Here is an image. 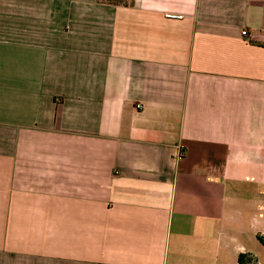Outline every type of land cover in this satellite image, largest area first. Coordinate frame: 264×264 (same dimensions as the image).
Masks as SVG:
<instances>
[{
  "label": "crops",
  "instance_id": "0c3cea01",
  "mask_svg": "<svg viewBox=\"0 0 264 264\" xmlns=\"http://www.w3.org/2000/svg\"><path fill=\"white\" fill-rule=\"evenodd\" d=\"M258 209L264 0H0V264H238Z\"/></svg>",
  "mask_w": 264,
  "mask_h": 264
},
{
  "label": "rangeland",
  "instance_id": "374dc122",
  "mask_svg": "<svg viewBox=\"0 0 264 264\" xmlns=\"http://www.w3.org/2000/svg\"><path fill=\"white\" fill-rule=\"evenodd\" d=\"M259 218H264L263 212L260 209L257 210ZM256 254L246 253L247 258L245 259V264H264V233L256 232Z\"/></svg>",
  "mask_w": 264,
  "mask_h": 264
},
{
  "label": "trees",
  "instance_id": "16d2710c",
  "mask_svg": "<svg viewBox=\"0 0 264 264\" xmlns=\"http://www.w3.org/2000/svg\"><path fill=\"white\" fill-rule=\"evenodd\" d=\"M99 2L110 4V5H123L126 6L132 2V0H98ZM264 246V243L262 244ZM246 254H240L238 256V264H245Z\"/></svg>",
  "mask_w": 264,
  "mask_h": 264
},
{
  "label": "built area",
  "instance_id": "2783aa9c",
  "mask_svg": "<svg viewBox=\"0 0 264 264\" xmlns=\"http://www.w3.org/2000/svg\"><path fill=\"white\" fill-rule=\"evenodd\" d=\"M165 16H166V18H170V19H179V18H181L180 15H174V14H171V13H167ZM136 107L139 108L140 105H136ZM178 156H181V154L178 153Z\"/></svg>",
  "mask_w": 264,
  "mask_h": 264
}]
</instances>
